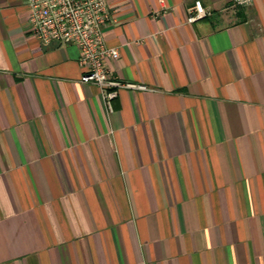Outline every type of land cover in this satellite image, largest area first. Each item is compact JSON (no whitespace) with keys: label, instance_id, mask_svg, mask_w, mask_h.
Here are the masks:
<instances>
[{"label":"crops","instance_id":"crops-1","mask_svg":"<svg viewBox=\"0 0 264 264\" xmlns=\"http://www.w3.org/2000/svg\"><path fill=\"white\" fill-rule=\"evenodd\" d=\"M195 1L108 0L110 112L0 0V264H264V0Z\"/></svg>","mask_w":264,"mask_h":264},{"label":"built area","instance_id":"built-area-1","mask_svg":"<svg viewBox=\"0 0 264 264\" xmlns=\"http://www.w3.org/2000/svg\"><path fill=\"white\" fill-rule=\"evenodd\" d=\"M29 10L31 33L41 41L53 40L72 43L79 49L78 61L84 72L80 81L101 88L110 112L112 101L124 87L147 89L142 83L122 80L108 65V59H117L120 51L108 46L105 27L112 20L108 0H25ZM211 14L201 0L190 8L189 21Z\"/></svg>","mask_w":264,"mask_h":264}]
</instances>
